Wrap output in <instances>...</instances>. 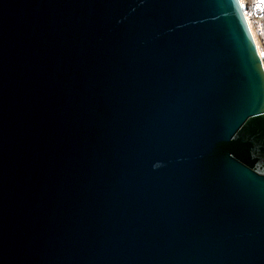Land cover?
<instances>
[{"label": "water", "instance_id": "water-1", "mask_svg": "<svg viewBox=\"0 0 264 264\" xmlns=\"http://www.w3.org/2000/svg\"><path fill=\"white\" fill-rule=\"evenodd\" d=\"M0 264H264L240 0H0Z\"/></svg>", "mask_w": 264, "mask_h": 264}, {"label": "built area", "instance_id": "built-area-1", "mask_svg": "<svg viewBox=\"0 0 264 264\" xmlns=\"http://www.w3.org/2000/svg\"><path fill=\"white\" fill-rule=\"evenodd\" d=\"M241 6L243 9L249 30L251 32V35L253 36V38H254V35L256 37L254 38V41L257 46L258 52L263 60L264 58V25H263L264 3H262V0H257V2L254 3L251 6L250 10L248 11H245L246 0H242ZM251 28L253 29V32Z\"/></svg>", "mask_w": 264, "mask_h": 264}, {"label": "trees", "instance_id": "trees-1", "mask_svg": "<svg viewBox=\"0 0 264 264\" xmlns=\"http://www.w3.org/2000/svg\"><path fill=\"white\" fill-rule=\"evenodd\" d=\"M257 0H246V7H245V11L250 10L251 6L256 3ZM263 25H264V19H263ZM263 62H264V58H263Z\"/></svg>", "mask_w": 264, "mask_h": 264}, {"label": "bare ground", "instance_id": "bare-ground-1", "mask_svg": "<svg viewBox=\"0 0 264 264\" xmlns=\"http://www.w3.org/2000/svg\"><path fill=\"white\" fill-rule=\"evenodd\" d=\"M240 1H241V3H242V0H240ZM251 29H252V28H251ZM252 32H253V29H252ZM254 38H256L255 35H254Z\"/></svg>", "mask_w": 264, "mask_h": 264}, {"label": "snow or ice", "instance_id": "snow-or-ice-1", "mask_svg": "<svg viewBox=\"0 0 264 264\" xmlns=\"http://www.w3.org/2000/svg\"><path fill=\"white\" fill-rule=\"evenodd\" d=\"M262 3H264V0H262Z\"/></svg>", "mask_w": 264, "mask_h": 264}]
</instances>
